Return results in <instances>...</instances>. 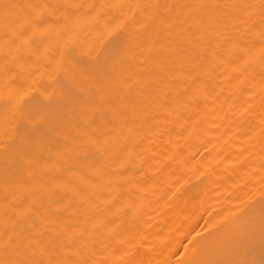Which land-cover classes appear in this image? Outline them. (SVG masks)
I'll use <instances>...</instances> for the list:
<instances>
[{"label": "bare ground", "instance_id": "obj_1", "mask_svg": "<svg viewBox=\"0 0 264 264\" xmlns=\"http://www.w3.org/2000/svg\"><path fill=\"white\" fill-rule=\"evenodd\" d=\"M0 264H264V0H0Z\"/></svg>", "mask_w": 264, "mask_h": 264}]
</instances>
